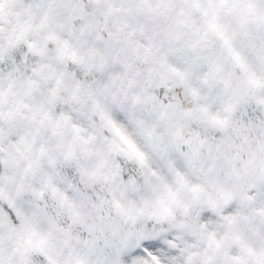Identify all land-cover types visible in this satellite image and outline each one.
Instances as JSON below:
<instances>
[{
    "label": "snow or ice",
    "instance_id": "obj_1",
    "mask_svg": "<svg viewBox=\"0 0 264 264\" xmlns=\"http://www.w3.org/2000/svg\"><path fill=\"white\" fill-rule=\"evenodd\" d=\"M0 264H264V0H0Z\"/></svg>",
    "mask_w": 264,
    "mask_h": 264
}]
</instances>
